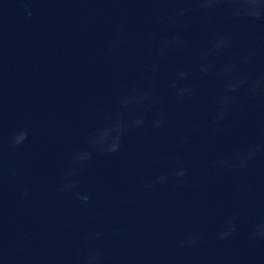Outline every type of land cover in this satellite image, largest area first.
Instances as JSON below:
<instances>
[{"label":"water","instance_id":"1","mask_svg":"<svg viewBox=\"0 0 264 264\" xmlns=\"http://www.w3.org/2000/svg\"><path fill=\"white\" fill-rule=\"evenodd\" d=\"M0 264H264V0H0Z\"/></svg>","mask_w":264,"mask_h":264}]
</instances>
